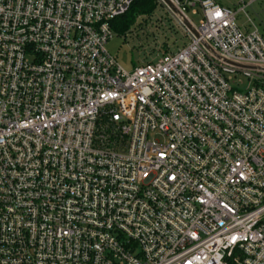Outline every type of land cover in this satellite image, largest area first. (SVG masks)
Returning <instances> with one entry per match:
<instances>
[{
	"label": "built area",
	"instance_id": "built-area-1",
	"mask_svg": "<svg viewBox=\"0 0 264 264\" xmlns=\"http://www.w3.org/2000/svg\"><path fill=\"white\" fill-rule=\"evenodd\" d=\"M135 1L0 0V264H264L255 0H156L188 41L125 72Z\"/></svg>",
	"mask_w": 264,
	"mask_h": 264
},
{
	"label": "rangeland",
	"instance_id": "rangeland-1",
	"mask_svg": "<svg viewBox=\"0 0 264 264\" xmlns=\"http://www.w3.org/2000/svg\"><path fill=\"white\" fill-rule=\"evenodd\" d=\"M215 2L238 10L240 5L248 0H214ZM195 9L196 13H193ZM187 10L186 16L194 24L199 25L202 19L199 6ZM235 23L242 32H252L255 29L264 36V0H255L245 9L237 11ZM188 41L187 35L180 24L174 20L169 10L156 3L150 16H141L126 33H113L105 44V50L123 71L129 72L133 67L152 60L165 50L172 52L181 48ZM233 82L244 89L247 81L239 75H231Z\"/></svg>",
	"mask_w": 264,
	"mask_h": 264
},
{
	"label": "trees",
	"instance_id": "trees-1",
	"mask_svg": "<svg viewBox=\"0 0 264 264\" xmlns=\"http://www.w3.org/2000/svg\"><path fill=\"white\" fill-rule=\"evenodd\" d=\"M156 0H136L123 15L112 20L111 28L115 33H126L141 16H150L156 5Z\"/></svg>",
	"mask_w": 264,
	"mask_h": 264
}]
</instances>
